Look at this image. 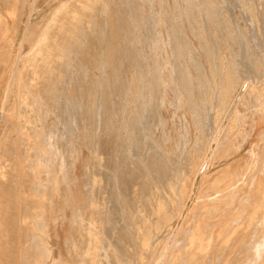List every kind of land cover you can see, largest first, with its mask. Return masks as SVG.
Instances as JSON below:
<instances>
[{
    "label": "rangeland",
    "instance_id": "374dc122",
    "mask_svg": "<svg viewBox=\"0 0 264 264\" xmlns=\"http://www.w3.org/2000/svg\"><path fill=\"white\" fill-rule=\"evenodd\" d=\"M61 1L38 0L33 9V0H22L21 16L14 19L13 33H4L0 39V156L4 161H14L15 156L24 157L26 146L21 147L19 144L23 142L17 141L25 138L23 128L25 132L30 129L25 114L34 117L37 114L42 119L38 122L39 127L43 123L46 133L68 132L66 144L64 139L56 136L55 141L66 150L69 165L67 184L62 180L60 189L51 198L54 200L46 204L32 196L30 183L34 178L27 176L29 170L21 177L23 195H18V200L15 196V201L12 191L6 192L13 184V175L10 170L9 174L6 171L4 185L11 188L0 191V264H93L85 253L87 242H94L86 231L89 216L99 219L107 229L106 240L100 237L108 248V255L101 252L103 259L100 258L104 261L101 264H109V261L110 264H140L136 239L127 233L126 228L138 222L147 209H152L158 191L173 186L188 169L197 152L194 149L196 143L201 141L202 146L203 143L212 144L215 127L222 136L227 135L236 115L243 124L240 123L225 139L226 153L221 152L218 159L207 161L205 178L199 175L187 180L184 217L172 219L171 228L153 235L152 244L157 246L166 242L172 231L181 226L184 229L177 236L181 242L174 250L176 255L181 254L177 264L190 263L191 259L195 264H214L217 255H222L224 262L231 264H264V100L258 101L254 95L248 97L246 89L243 91L238 84L243 82L247 63L256 79L264 80V69L259 65L256 50L249 40L248 25V21L257 25L255 11L261 1L113 0L108 2L109 11L102 2L87 11L74 8L79 0H68L70 8L64 13H87V27L83 29L77 24L74 28L78 31L70 42L65 39H70V33L63 29L59 31L58 26L53 27L51 52L57 53L55 43L58 42L66 54L62 62L68 63L61 64L65 67L56 65L57 70L43 74L42 62L50 60L39 56L34 61L39 73L35 76L34 70L26 67V56ZM30 10H33L32 14ZM70 15L66 19H71ZM73 20L79 21V18ZM52 61L54 66L55 57ZM68 64L74 67H68ZM66 69H70L69 72ZM229 72L238 82L231 96L225 88ZM12 77H16L17 84ZM27 82L31 88L30 98L33 97L35 102L26 109L20 101L24 96L22 85ZM179 98H182L180 105ZM41 100L43 103L39 102ZM66 102L65 107L61 105ZM14 130L21 132L17 135ZM96 153L104 157L102 169L97 171L103 187H96L92 194L87 183L94 172L92 164ZM239 175H243L242 178ZM226 186L237 187V197L226 214L229 217L235 212L232 223L240 227H236L237 232L228 240L216 237L209 255L188 251L192 233L198 227L216 223V219L194 218L193 212L200 213L201 207L215 196L214 192ZM91 196L99 198L102 206L100 202L99 206L90 205L87 200ZM104 199L111 202L104 203ZM241 207L244 220L239 217ZM230 208L232 213L229 214ZM105 209H111L112 213H90ZM34 213L40 215L45 227L35 233V238L32 237ZM16 214L23 218L18 216V220ZM150 217L155 224L162 222L163 215ZM21 219L25 222L20 224ZM204 238L205 242L210 239L208 231ZM189 253H196V256H188ZM89 254L87 251L88 257Z\"/></svg>",
    "mask_w": 264,
    "mask_h": 264
},
{
    "label": "bare ground",
    "instance_id": "6f19581e",
    "mask_svg": "<svg viewBox=\"0 0 264 264\" xmlns=\"http://www.w3.org/2000/svg\"><path fill=\"white\" fill-rule=\"evenodd\" d=\"M28 1V0H27ZM30 1V0H29ZM76 1V0H75ZM113 0H79V4L77 6H75V9L78 10H85L87 9V11L92 10L95 8L96 4L98 2H102V4L104 5V8H108L109 4L108 2H111ZM118 1V0H117ZM261 1V5L259 6V8L255 11V15L258 18L257 19V25H254V23H250L248 21V25H249V40L250 42L253 44L254 49L256 50L257 56H258V63L259 65H262L263 69H264V0H258ZM38 2V0H33L32 3V8L34 9L36 7V3ZM86 2V3H85ZM30 3V2H29ZM113 3V2H112ZM27 4V3H26ZM111 4V3H110ZM116 4V3H115ZM30 5V4H29ZM114 5V4H113ZM119 4H117L118 7ZM112 6V5H111ZM70 8L69 4H68V0H63L60 2V5L58 7L55 8L54 13L51 15V17L49 18V20L47 21L45 27L39 32L37 40L35 45L32 47L31 51L28 53V55L26 57H28L27 60V68L29 67L30 69L34 70V74L35 76L38 73V71L36 70L37 67L34 66V61L36 58H38L39 56H41L42 58L45 59H49L50 61L52 60V57H55V65L52 66L51 64L53 63L48 61V60H44L42 62V66H41V72L43 74H47L49 72H52V70H57V66L64 64L62 62L63 58L66 56V54L64 53V47L62 45H60L58 42L55 43V49L57 50V53L54 54V52H51L52 49V45H51V40L53 39V36L51 35L52 29L55 26L59 27V31H61L62 29L68 33H70V39L65 38L66 41L68 42L69 40H72V37H74L78 31V29H75L74 27H76V25L78 24L79 26H81V28L85 29L87 27V13H79V15L73 13V14H69V13H64L65 11H67ZM105 9V10H106ZM111 9V7H110ZM110 9H107L108 11ZM116 9V7H115ZM31 11V10H30ZM33 11V10H32ZM31 11V14H32ZM104 11V10H103ZM106 11V12H108ZM31 14H29L30 18H31ZM108 14V13H107ZM106 14V16H107ZM69 15L71 17V19H66L69 18ZM105 15V14H104ZM109 15V14H108ZM105 16V17H106ZM79 18V21H74V18ZM104 17V18H105ZM111 17V16H110ZM29 18V20H30ZM108 18V17H107ZM28 20V21H29ZM105 20V19H104ZM111 20V19H110ZM32 21V20H31ZM107 21V20H106ZM112 21V20H111ZM91 24H93V22H90ZM29 24V23H28ZM67 27L69 29L65 30L64 28ZM27 30V29H26ZM27 32V31H26ZM27 36V35H26ZM23 38H25L23 36ZM25 40V39H22ZM26 42V41H25ZM70 42V41H69ZM23 47V45L21 46ZM20 47V48H21ZM71 50V49H70ZM69 51V50H67ZM68 53V52H67ZM72 52H69V54ZM18 54V53H17ZM20 54V53H19ZM68 54V55H69ZM75 56V54H72ZM71 55V57H72ZM25 57V58H26ZM69 56H67V59ZM70 57V58H71ZM18 58V57H17ZM20 58V57H19ZM66 59V60H67ZM75 58H73V61ZM72 60V59H71ZM16 61V60H15ZM65 61V60H64ZM17 62V61H16ZM67 62V61H66ZM71 62V61H70ZM73 62V63H74ZM68 63V62H67ZM65 63V65L67 64ZM72 63V62H71ZM70 63V64H71ZM57 65V66H56ZM69 65V64H68ZM64 66V65H61ZM76 66V63H75ZM65 67V66H64ZM68 67H72L71 65H69ZM74 67V66H73ZM72 67V68H73ZM250 64L247 63L246 64V71H245V76L242 78L243 82L238 83L236 80H234V78L231 76L230 72L227 76L226 79V85L225 88L226 90H228L229 95L231 96L232 93L234 91H236L237 88V83L239 84V86L241 85L242 90L248 92L246 94H248V97L250 95V98L254 95L256 97V99L258 101H260L261 99L264 100V80H257L256 76L251 72V69L249 68ZM81 69H83L82 67H80ZM71 69V68H70ZM69 69V70H70ZM14 70V69H13ZM67 70V69H66ZM69 70H67L69 72ZM15 71V70H14ZM59 71V70H58ZM60 71L61 67H60ZM85 71V70H84ZM230 71V70H229ZM262 71V70H260ZM71 72V71H70ZM75 72V71H74ZM64 73V72H63ZM72 73V72H71ZM59 74V73H58ZM73 74V73H72ZM15 75V74H12ZM71 75V74H70ZM69 75V76H70ZM16 76V75H15ZM14 77V76H13ZM12 77V78H13ZM18 77V75H17ZM57 77V76H55ZM59 77V75H58ZM71 77V76H70ZM34 78V77H33ZM14 79V78H13ZM16 79V77H15ZM14 79V81L16 82V80ZM21 79V78H20ZM263 79V77H262ZM11 80V79H9ZM22 80V79H21ZM31 81V80H30ZM34 81V80H33ZM11 82H13V80H11ZM13 82V84L15 83ZM9 83V82H8ZM18 83V81L16 82V84ZM58 83V82H57ZM15 84V85H16ZM32 81L29 83V85L31 86ZM59 84V83H58ZM28 85V82L24 85H22V90L24 92V96L23 99L20 101L21 105L23 107L27 108H31L34 105V98H30L31 92H30V87ZM8 86V85H7ZM13 86V85H11ZM18 86V85H17ZM8 88V87H7ZM11 89V87L9 88ZM8 90V89H7ZM10 91V90H9ZM11 93V91L9 92ZM17 94V93H16ZM245 94V95H246ZM6 95H8L6 93ZM242 95V94H241ZM20 97H22V95H20ZM244 97V96H243ZM4 98H6V96H4ZM3 98V99H4ZM40 98V97H39ZM249 98V99H250ZM7 99V98H6ZM5 99V100H6ZM21 99V98H20ZM38 99V98H37ZM70 99V98H69ZM238 99V97H237ZM4 100V101H5ZM3 101V102H4ZM66 101V100H65ZM20 102L18 103V105H20ZM40 103H43L42 100L39 101ZM60 102V101H59ZM249 102V100H248ZM253 103V102H252ZM70 104V103H69ZM178 104H182V98H179L178 100ZM250 104V103H248ZM42 105V104H40ZM46 105V104H45ZM62 106L67 105L62 103ZM6 106V105H5ZM59 106V105H58ZM62 106H59L62 108ZM245 106V104H244ZM253 106V105H252ZM65 107V106H64ZM68 107V106H67ZM18 108V107H17ZM20 108V107H19ZM250 108V105H249ZM256 108V107H255ZM264 108V106H263ZM16 109V108H15ZM69 109V108H68ZM2 110V109H1ZM17 110V109H16ZM23 110V109H22ZM25 110V109H24ZM23 110V111H24ZM30 110V109H29ZM32 110V109H31ZM30 110V111H31ZM40 110V109H39ZM58 110V108H57ZM60 110V109H59ZM63 110V109H61ZM65 110V109H64ZM70 110V109H69ZM248 110V108H247ZM20 111V109H19ZM22 111V112H23ZM29 111V112H30ZM33 111V110H32ZM249 111V110H248ZM27 112V110H26ZM37 112V111H36ZM49 112V110H48ZM61 112V111H59ZM58 112V113H59ZM16 113V112H15ZM14 113V114H15ZM64 113V112H63ZM17 114V113H16ZM15 114V115H16ZM62 114L59 113V115ZM28 118L27 123L30 126V129H27L26 132L24 131V128L21 127V124H19L20 122H18L17 124L20 125V129L23 128V133L22 135H24L25 138H21L20 140H18L17 142L22 143L23 144H19L21 145H25L26 146V152L24 153V157L21 159V155L16 157L14 161H4V159L2 158L3 156H0V183L2 185H0V191L5 192L6 187L7 189H10L9 186H5L4 185V181L6 178V171L8 173V170H10L11 174L13 175V184H12V188L10 189V191H6V192H11L14 194L13 198L16 199L18 198V195L22 196L23 192L21 191V187H22V180L21 177L23 176V174L26 173V171L29 170V173L27 176H32L34 179L33 181H31L30 185H31V193L32 196L35 197L36 199H39V201L43 204H46L48 202H51L54 199H51L52 196L54 194H56L58 192V190L60 188L59 185L61 183L62 180H64V183L68 182V172H69V165H68V161L67 158L65 157V152L66 150H63V147L61 148L60 143H57V141H55V136L59 139H64L65 140V144L67 143L66 140L68 141V132H63V133H58L56 134L55 132H48L46 133L45 131V126L43 123L41 124V127H39V121L42 122L41 118H38L37 114L36 117L31 116V115H27L25 114ZM14 116V115H13ZM19 116V115H16ZM61 116V115H60ZM63 116V114H62ZM65 116V114H64ZM236 118L234 119V121L232 122V124L230 125V129L227 135L222 136L218 130V128H214V132L212 134L211 140H212V144H206L203 143V146L201 145V141H198L196 143V147H194V149L197 151L195 154V157L192 159V162L189 164V167H187L188 169L183 173V175L180 177H178L176 183L172 186L170 185L168 187V189H163L162 191H158L156 193V195H154V202L152 203V209L151 210H146V214L148 215H142L140 217V219L138 220V222H133L130 228H126L127 229V233H130L131 236L134 237V239H136L134 242H136L135 247L137 250V260L138 262H141L140 264H177L176 261L180 260L179 256L181 254H175L174 250L175 247L177 245L180 244L181 239H177V236L181 234L182 229H184V227H181L177 230L172 231V233L170 234V237L166 240V242L163 243H159L157 246H154L152 244V240H153V235H157L161 232H163L164 230H166L167 228H171V222L172 219L175 218H179L182 217L183 211L185 208L184 205L185 204V197H186V187H187V180L192 176L193 179L198 177L199 175H202L204 177L205 175V167H206V163L207 161H211L213 158L214 159H218L220 156L221 152H225L227 150H225V146H226V141L225 139L228 138L227 136H231L232 133L234 132V130L239 126V124L241 123V125L243 124L240 117L239 116H235ZM21 118V116L19 117ZM16 118V119H19ZM61 118V117H60ZM22 119V118H21ZM20 120V119H19ZM69 120V119H68ZM21 122H23L22 120H20ZM26 121V119H25ZM63 121V120H62ZM16 124V125H17ZM23 126V125H22ZM50 126V125H49ZM11 127V126H10ZM10 127H8L10 129ZM26 127V126H25ZM17 128V126H16ZM41 128V130H39ZM12 129V128H11ZM58 129V128H57ZM66 129V128H65ZM16 130H14L15 132ZM32 131V134L31 132ZM18 132V131H17ZM15 132L17 135L20 132ZM12 133V130H11ZM15 134V135H16ZM8 135V134H7ZM14 135V137H15ZM21 134L19 135L18 138H20ZM13 137V136H12ZM5 138V137H4ZM8 139V136L6 137ZM16 139V137H15ZM231 142V141H230ZM16 143V141H15ZM229 143V142H228ZM236 143V142H235ZM262 143V142H261ZM214 144V146H213ZM17 145V143H16ZM15 145V146H16ZM18 145V147H19ZM4 146V145H3ZM17 147V146H16ZM15 147V148H16ZM17 147V148H18ZM22 147V146H21ZM66 147V146H65ZM16 148V149H17ZM20 148V147H19ZM224 148V149H222ZM229 149V148H228ZM232 149V148H231ZM262 149V148H261ZM19 150V149H18ZM230 150V149H229ZM257 151V150H256ZM254 152V151H253ZM16 153H18L16 151ZM14 153V154H16ZM71 153V152H70ZM107 153V152H106ZM226 153V152H225ZM20 154V152H19ZM18 154V155H19ZM22 154V153H21ZM2 155V154H1ZM13 155V154H12ZM17 155V154H16ZM23 155V154H22ZM102 154L100 153H96L94 154L93 157V164H92V169L94 170V172L92 173L91 176H89V181L87 183V186H89L88 188L90 189L89 192H91L93 194L94 190H96V187H103L102 183V179L99 177V174H97L98 170H101V161L104 159V157L101 156ZM104 155V154H103ZM226 155V154H225ZM230 155V154H229ZM5 156V155H4ZM72 156V155H71ZM7 159V158H6ZM10 159V158H9ZM8 159V160H9ZM99 160V162H98ZM239 168V167H238ZM240 170V169H239ZM103 171V170H102ZM100 171V172H102ZM238 171V170H237ZM9 172V173H10ZM8 173V174H9ZM103 173V172H102ZM10 174V175H11ZM101 174V173H100ZM104 174V173H103ZM11 175V177H12ZM108 175V174H106ZM105 175V177H106ZM240 176V175H239ZM243 176V175H241ZM240 176V177H241ZM246 176V175H245ZM102 177V176H101ZM108 177V176H107ZM235 177V176H234ZM103 178V177H102ZM205 178V177H204ZM242 178V177H241ZM228 179V177H227ZM244 179V178H243ZM220 181V180H219ZM240 181V180H239ZM243 181V180H242ZM245 181V180H244ZM193 182V181H192ZM259 182V181H258ZM70 183V182H69ZM67 184V183H66ZM108 184V182H107ZM238 184V183H237ZM240 184V182H239ZM195 185V184H194ZM86 186V187H87ZM107 186V185H106ZM105 186V187H106ZM237 186V185H236ZM228 187L226 186L225 188H221V190H217L215 193V196L210 198L208 201V204L204 205L201 207L200 213H196L193 212L194 218L198 217L200 219H206V221H211L213 219H216V223L215 224H210L211 226H206L204 228L202 227H198L197 231L192 233V237H191V241L190 243L187 245V250L188 251H192V250H196L199 252H206L207 255H209L211 251H209V249L212 247L213 245V240H216V237L218 239H221L222 237H224V240H228L230 239L229 236H232V234L237 232V228L236 227H240V225L238 226H234L232 221L235 218V212L234 214H232L231 216H227L226 212L228 210V208L232 205V203H234L235 198L237 197L236 195V191L235 188L237 189V187ZM250 187V186H249ZM50 188V189H49ZM67 189V188H66ZM98 189V188H97ZM109 189V188H108ZM71 190V189H70ZM167 190L169 192H167ZM99 191V190H97ZM101 193V192H100ZM98 193V194H100ZM59 194V193H58ZM88 194V193H87ZM103 194V193H102ZM96 196V194H94ZM212 195V194H211ZM200 194L198 199L200 200ZM59 197V196H58ZM61 197V195H60ZM196 197V198H197ZM24 198V197H23ZM104 198V197H103ZM106 198V197H105ZM204 198V197H203ZM15 199V201H16ZM21 199V198H19ZM56 199V198H55ZM60 199V198H59ZM18 200V199H17ZM23 199H21L22 201ZM206 200V198H205ZM241 202L243 200V197H241ZM56 201V200H55ZM88 203L92 206H97L101 201L99 200V198H93V196H91L90 198H88ZM187 201V200H186ZM198 201V200H197ZM196 201V202H197ZM202 201V199H201ZM200 201V202H201ZM245 201V200H244ZM25 202V201H24ZM102 202H107L110 203V200H103ZM203 202V201H202ZM201 202V203H202ZM13 203V202H12ZM53 203V202H52ZM55 203V202H54ZM243 203V202H242ZM57 204V203H56ZM199 204V202H198ZM204 204V203H203ZM56 206V205H55ZM99 206V205H98ZM102 206V204H101ZM100 206V207H101ZM107 206V205H106ZM200 206V205H199ZM256 206H260V205H256ZM263 206V205H262ZM38 207V206H37ZM52 207V206H51ZM54 208V207H53ZM102 208V207H101ZM243 207H241V209H238L239 211V217L244 220V215L242 214V212H240ZM259 208V207H257ZM43 209V208H42ZM52 209V208H51ZM104 209V208H103ZM44 210V209H43ZM58 210L59 207H58ZM65 210V209H64ZM192 210V209H191ZM196 210V208H195ZM257 210V209H256ZM255 210V212H256ZM54 211L55 210L54 208ZM199 211V210H197ZM17 212V209H16ZM50 212V211H48ZM192 212V211H191ZM232 213L231 208L230 211H228V213ZM259 212V210H258ZM80 213V212H78ZM90 213H97V214H104V213H112L111 209H105L104 211L101 210H96V211H90ZM229 213V214H230ZM264 213V212H263ZM61 214V213H60ZM75 214V213H74ZM163 215L162 218V222L160 223H152V218L150 217L151 215ZM228 214V215H229ZM261 214V213H260ZM17 215V214H16ZM35 215L34 216V222L32 224V230H33V238L36 237V234L39 233L42 229H45L43 222L40 219V215H37L36 213L32 214ZM31 215V216H32ZM79 215V214H78ZM82 215V214H81ZM186 215V214H185ZM15 216V215H13ZM19 215H17L18 217ZM99 216V215H98ZM109 216V215H108ZM187 216V215H186ZM20 217V216H19ZM18 217V220H19ZM52 217V216H51ZM76 217V216H75ZM105 216H102V218ZM184 217V216H183ZM255 217V216H254ZM264 217V216H263ZM20 218H23L22 216ZM53 218V217H52ZM60 218V217H59ZM106 218V217H105ZM105 218H103L105 220ZM237 218V217H236ZM17 219V218H16ZM51 219V218H50ZM58 219V218H57ZM73 219V218H72ZM80 219V218H79ZM87 220V233L88 235L91 236V239H94V242H87V249H85V253H86V257L89 259L88 261L95 264V262H97V264H101V262L103 261L102 257L100 255L101 252L105 251V256L108 255V253H106V251L108 250L106 243L103 242L102 238L104 239V234L106 233V230L102 223L99 221V219H95L92 218L91 216L86 218ZM184 219V218H183ZM49 220V219H48ZM53 220V219H52ZM51 220V221H52ZM63 220V219H62ZM78 220V219H77ZM112 220V219H111ZM180 220V219H179ZM231 220V221H230ZM59 221V220H58ZM72 220H70L69 222H71ZM79 221V220H78ZM77 221V222H78ZM108 221V220H105ZM104 221V222H105ZM238 221V220H237ZM18 221H16L17 223ZM25 220L21 219L19 221V223H24ZM53 222V221H52ZM81 222V221H80ZM110 223V221H108ZM107 222V223H108ZM241 222V221H240ZM15 223V222H14ZM15 223V224H16ZM54 223V222H53ZM74 223V222H73ZM76 223V221H75ZM106 223V222H105ZM244 223V221H243ZM242 223V224H243ZM50 224V223H48ZM80 224V223H79ZM113 224V222H112ZM72 225V223H71ZM75 225V224H74ZM73 225V226H74ZM16 226H18V224H16ZM57 226V225H56ZM196 226V225H195ZM204 226V225H203ZM55 227V226H54ZM108 227V226H107ZM112 227V226H111ZM73 228V227H72ZM110 228V227H108ZM195 228V227H194ZM218 228V230L216 231V229ZM52 229V228H51ZM187 229V228H186ZM185 229V230H186ZM246 229V228H245ZM38 230H40L39 232H37ZM49 230V229H48ZM59 230V229H58ZM52 231V230H51ZM65 231V230H64ZM208 231L210 234V239L208 240V242H205L206 238H204L205 232ZM37 232V233H36ZM53 232V231H52ZM113 232V231H112ZM116 232V231H115ZM36 233V234H35ZM59 233V231H58ZM72 233V232H71ZM183 233L186 235V232L183 231ZM41 234V233H40ZM38 234V236L40 235ZM44 234V233H43ZM55 234V233H54ZM73 234V233H72ZM188 234V233H187ZM60 236V235H59ZM184 236V235H183ZM207 236V235H206ZM40 237V236H39ZM37 237V238H39ZM182 237V236H181ZM180 238V237H179ZM40 239V238H39ZM38 239V240H39ZM44 239V238H43ZM100 239L102 241H100ZM132 239V238H131ZM36 240V239H35ZM106 240V238L104 239ZM108 240V239H107ZM123 240V238H122ZM31 241V239H30ZM40 241V240H39ZM43 241V240H41ZM40 241V242H41ZM46 241V240H45ZM90 241V240H88ZM110 241V239H109ZM207 241V240H206ZM35 242V241H34ZM44 242V241H43ZM42 242V243H43ZM112 242V241H111ZM110 242V243H111ZM124 242V241H123ZM126 242V241H125ZM124 242V244H125ZM69 243V242H68ZM108 243V242H107ZM130 243V242H129ZM133 243V242H132ZM259 243V241H258ZM36 244V243H35ZM45 244V243H43ZM70 244V243H69ZM67 244V246L69 245ZM128 243H126L127 245ZM40 245V244H39ZM113 245V244H112ZM111 245V246H112ZM133 245V244H132ZM254 245V244H253ZM252 245V246H253ZM259 245V244H258ZM257 245V246H258ZM261 245V244H260ZM259 245V246H260ZM110 246V245H109ZM226 246V245H224ZM249 246V245H248ZM263 246V245H262ZM27 247V246H26ZM43 247V246H42ZM69 247V246H68ZM114 247V246H112ZM36 248V246H35ZM49 248V247H48ZM185 248V247H184ZM260 248V247H258ZM29 249V248H28ZM27 249V250H28ZM40 249V248H39ZM69 249H72L69 247ZM115 249V247H114ZM261 249V248H260ZM21 250V249H20ZM24 250V249H23ZM22 250V251H23ZM38 250V249H37ZM48 250V249H47ZM83 250V249H82ZM181 250V249H180ZM179 250V251H180ZM26 251V250H25ZM40 251V250H39ZM52 251V250H51ZM87 251H89V257L87 256ZM133 251H134V247H133ZM31 252V251H30ZM29 252V253H30ZM36 252V251H35ZM72 252V251H71ZM84 252V251H83ZM182 252V250H181ZM18 253V252H17ZM28 253V254H29ZM83 253V254H85ZM117 253V252H116ZM154 253V254H153ZM48 254V253H47ZM81 254V252H80ZM134 254V252H133ZM136 254V253H135ZM25 255V253H24ZM44 255V254H43ZM71 255H73L71 253ZM82 255V254H81ZM104 255V254H103ZM114 255V254H113ZM119 255V254H118ZM188 256L194 257L196 256V253H189ZM187 256V257H188ZM21 257V256H20ZM26 257V256H25ZM35 257V256H34ZM80 257V256H79ZM102 259H101V258ZM116 257V255L114 256ZM216 260L214 264H231V262H224L222 255H217L216 256ZM36 258V257H35ZM75 258V257H74ZM78 258V256H77ZM82 258V257H81ZM108 258V257H106ZM111 258V257H110ZM120 259V257H117ZM115 258V259H117ZM134 258V257H133ZM26 259V258H25ZM37 259V258H36ZM85 259V258H84ZM55 260V259H54ZM60 260V259H59ZM86 260V259H85ZM105 260V259H104ZM188 260V259H187ZM211 260V259H210ZM28 261V260H27ZM77 261V260H76ZM82 261H84L82 259ZM109 261V260H108ZM107 261V262H108ZM117 261V260H115ZM55 262V261H54ZM78 262V261H77ZM104 262V261H103ZM124 262V260L122 261ZM174 262V263H173ZM180 262V261H179ZM41 263V262H40ZM57 263V262H56ZM60 263V262H59ZM83 263V262H82ZM117 263V262H115ZM121 263V259L120 262ZM128 264V262H126ZM124 263V264H126ZM182 263V262H181ZM89 264V263H88ZM106 264V263H105ZM110 264V261H109ZM123 264V263H121ZM180 264V263H178ZM187 264H195L194 259L190 260V263ZM238 264V263H236Z\"/></svg>",
    "mask_w": 264,
    "mask_h": 264
},
{
    "label": "crops",
    "instance_id": "0c3cea01",
    "mask_svg": "<svg viewBox=\"0 0 264 264\" xmlns=\"http://www.w3.org/2000/svg\"><path fill=\"white\" fill-rule=\"evenodd\" d=\"M22 0H0V39L4 33H13L14 19L21 16Z\"/></svg>",
    "mask_w": 264,
    "mask_h": 264
}]
</instances>
